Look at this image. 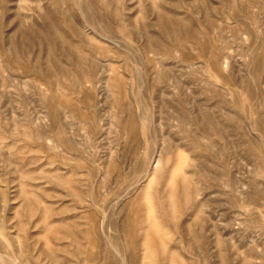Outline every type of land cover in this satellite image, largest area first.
Listing matches in <instances>:
<instances>
[{
  "label": "rangeland",
  "instance_id": "374dc122",
  "mask_svg": "<svg viewBox=\"0 0 264 264\" xmlns=\"http://www.w3.org/2000/svg\"><path fill=\"white\" fill-rule=\"evenodd\" d=\"M0 264H264V0H0Z\"/></svg>",
  "mask_w": 264,
  "mask_h": 264
}]
</instances>
